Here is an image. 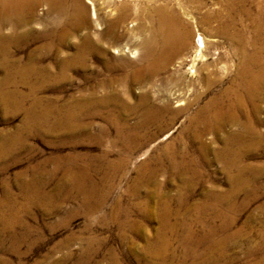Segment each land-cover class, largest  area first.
Returning <instances> with one entry per match:
<instances>
[{
	"label": "rangeland",
	"instance_id": "374dc122",
	"mask_svg": "<svg viewBox=\"0 0 264 264\" xmlns=\"http://www.w3.org/2000/svg\"><path fill=\"white\" fill-rule=\"evenodd\" d=\"M227 1L94 0L99 51L65 79L53 52L41 58L45 76L6 82L0 54V264H264V99L258 113L247 109L252 130L189 122L235 76ZM118 3L125 18L111 38L102 29ZM151 8L186 28L176 54L145 29ZM231 17L252 36L245 17ZM83 30L59 56L77 51ZM43 42L8 51L24 57ZM207 77L219 83L209 87ZM143 96L157 113L144 112ZM112 118L130 127L118 130ZM230 133L239 143L225 145Z\"/></svg>",
	"mask_w": 264,
	"mask_h": 264
},
{
	"label": "bare ground",
	"instance_id": "6f19581e",
	"mask_svg": "<svg viewBox=\"0 0 264 264\" xmlns=\"http://www.w3.org/2000/svg\"><path fill=\"white\" fill-rule=\"evenodd\" d=\"M147 3L149 2L147 1ZM87 4L91 6L90 10L84 6L82 0H0V54L3 57V68L11 70L9 73L7 72L6 82H16L17 80L24 82L33 77L41 78L45 76L42 74L41 58L53 52L55 53V61L60 68L59 75L57 76L60 79H65L71 68L84 65L88 55L92 51H99L96 44L97 41L90 36L91 19L93 21L94 18H97L98 11L94 6V0H88ZM118 4V15L113 19L107 20L109 22L107 24L105 23L106 26L102 29V34L109 35L111 38L116 36V31L120 25L119 23L125 18L126 5ZM39 6H44L41 13H37L36 10ZM226 7V14H228L229 21L225 24V27L232 31L231 35L228 34L230 35L228 37H230L234 45L235 52L239 55V62L236 65L235 76H232L233 78L230 80L228 86L217 91L206 103L199 106L194 117H191L192 119L189 120L191 125L201 123L205 132L219 131L226 126V123H231L232 126L240 123L238 125L241 126L243 131L252 130L255 124L252 121L253 118L250 111L247 109L252 108L251 110L258 113L260 110L258 102L264 99V0H228ZM151 10L147 15L154 20V24L145 29L153 34L157 32L162 35V44L168 49L172 48V51H168L174 52L180 47H184L187 42L186 28L178 20L173 18L171 14L167 13L165 9L151 8ZM232 13H236L239 16L238 18L245 17L249 23L248 26L250 27L252 36L246 35L245 28L244 30L236 28V21L231 17ZM210 17V15H206L204 18L205 20H209L211 19ZM39 26L41 30H37ZM82 29L87 30V32L83 37L80 35L82 38L80 39V45L77 51L74 54L64 57L59 56L58 54L62 47H65L69 43L73 44L72 40L75 38V32ZM217 31L222 32L221 29ZM102 34L100 33V36ZM178 36L177 41L176 37ZM34 39L44 40V42L36 50L29 52L24 57L17 56L16 53L11 55L8 51V48L11 46L22 49ZM203 41V39H200V46L194 54V57L192 56L193 59L191 58L192 65L195 64L197 59H202L203 57L201 53L202 48L205 46ZM178 43H180V46H178ZM118 52L120 51L118 50ZM132 54H135V52H132ZM47 77L54 78L50 74ZM205 79L209 87L219 83L217 79L213 80L208 77ZM201 96H203V92L196 93L192 102L198 104ZM149 101L151 99L148 96H143L139 100V105L145 109L144 112L146 114L151 116L155 112L157 113V111H155V108L147 105ZM190 105L188 104L186 108ZM75 109L77 110L78 108ZM122 109L124 107L120 110L122 111ZM65 110L67 111V109ZM240 111L244 112L245 120L240 121L242 115ZM72 117H70L71 120L76 119L75 114ZM71 120H64V126L67 127L69 125L68 122ZM109 122L110 125H113L118 130L130 127L127 122L122 121V119L119 120L118 118H112ZM150 123H153V121H142L139 126ZM247 134L249 135V133ZM234 142L239 143V138L238 136H234L233 133H230L224 139L225 145L231 146ZM57 159L60 161L63 160L61 157Z\"/></svg>",
	"mask_w": 264,
	"mask_h": 264
}]
</instances>
